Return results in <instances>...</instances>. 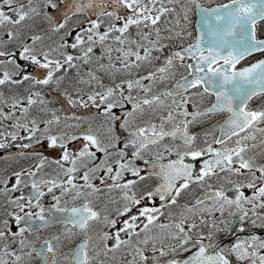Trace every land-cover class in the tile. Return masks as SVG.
I'll list each match as a JSON object with an SVG mask.
<instances>
[{"label":"snow or ice","instance_id":"obj_1","mask_svg":"<svg viewBox=\"0 0 264 264\" xmlns=\"http://www.w3.org/2000/svg\"><path fill=\"white\" fill-rule=\"evenodd\" d=\"M257 99L264 0H0V264H264Z\"/></svg>","mask_w":264,"mask_h":264},{"label":"flooded vegetation","instance_id":"obj_2","mask_svg":"<svg viewBox=\"0 0 264 264\" xmlns=\"http://www.w3.org/2000/svg\"><path fill=\"white\" fill-rule=\"evenodd\" d=\"M202 2L204 3V5L206 7H215L216 5L220 4V3H226L227 0H202ZM197 21H198V17L196 15H193L192 16V26L193 28H195L197 26ZM255 59L256 57H249L248 60L244 61L243 63L244 64H247L249 61L251 62H255ZM52 98V97H50ZM261 102H264V101H261L260 99H257L255 101H253V107L259 105ZM58 107H60V105L58 104L57 105ZM71 111H75V110H71ZM71 111L69 112V114H71ZM81 112H83V110H81ZM55 230V229H53ZM35 264H39V261H36Z\"/></svg>","mask_w":264,"mask_h":264}]
</instances>
